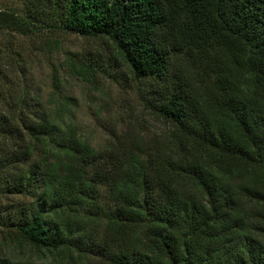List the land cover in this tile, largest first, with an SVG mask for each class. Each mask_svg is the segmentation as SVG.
<instances>
[{"label":"trees","instance_id":"obj_1","mask_svg":"<svg viewBox=\"0 0 264 264\" xmlns=\"http://www.w3.org/2000/svg\"><path fill=\"white\" fill-rule=\"evenodd\" d=\"M21 3L0 31L102 40L167 132L99 151L0 79V264H264V0Z\"/></svg>","mask_w":264,"mask_h":264},{"label":"rangeland","instance_id":"obj_2","mask_svg":"<svg viewBox=\"0 0 264 264\" xmlns=\"http://www.w3.org/2000/svg\"><path fill=\"white\" fill-rule=\"evenodd\" d=\"M0 7L20 10L23 5L21 0H0ZM73 63H91L94 78L83 80L71 70ZM0 79L11 91L36 95L45 108L68 103L77 133L99 151L129 129L147 141L167 132L140 102L138 83L113 61L100 39L71 33L22 37L0 31Z\"/></svg>","mask_w":264,"mask_h":264}]
</instances>
